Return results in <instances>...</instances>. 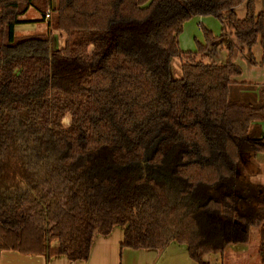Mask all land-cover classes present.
I'll list each match as a JSON object with an SVG mask.
<instances>
[{
    "label": "trees",
    "instance_id": "16d2710c",
    "mask_svg": "<svg viewBox=\"0 0 264 264\" xmlns=\"http://www.w3.org/2000/svg\"><path fill=\"white\" fill-rule=\"evenodd\" d=\"M31 8L47 31L17 37ZM204 17L221 35L181 51L183 25ZM257 41L264 63L254 0H0V255L87 261L94 235L121 227L120 249L177 244L209 264L254 230L264 264V136L252 130L264 89L257 103L229 99L232 56L245 47L255 65ZM223 42L226 62L205 63Z\"/></svg>",
    "mask_w": 264,
    "mask_h": 264
},
{
    "label": "rangeland",
    "instance_id": "374dc122",
    "mask_svg": "<svg viewBox=\"0 0 264 264\" xmlns=\"http://www.w3.org/2000/svg\"><path fill=\"white\" fill-rule=\"evenodd\" d=\"M255 11L264 10V0H254ZM34 10V9H32ZM35 11V10H34ZM36 12V11H35ZM37 13V12H36ZM39 14V13H38ZM236 14L239 19H243L245 16V5L242 4L236 9ZM40 16V15H39ZM185 25V26H184ZM183 25L182 33L179 36V47L183 52H196L198 50V45H204V35L203 30L211 33L213 36H218L221 31V24L214 18L204 17L202 24H196L193 20L186 22ZM222 33V32H221ZM226 35L228 36V42H232L238 46L239 49L242 46L234 39V37L229 35L226 30ZM219 37V36H218ZM59 46V40H57ZM63 43L60 41V44ZM56 46V45H55ZM61 46V45H60ZM244 52L238 51L232 56V63L238 66L242 73L239 77L233 78V84L230 87L229 99L230 100H240L252 103H257L260 99L259 91L264 89V63H261L262 51L257 41L256 44L251 48V55L255 61V65L249 64L247 60L248 50L244 47ZM208 56L204 59L205 63H215L224 64L227 60V45L223 42L221 46H209ZM178 59L175 58L171 62V73L173 78L180 77V66ZM256 86V87H254ZM256 88V90H255ZM69 123V117L63 120V125L67 126ZM261 158V159H260ZM258 160L254 162V165L258 166L261 173L259 176L253 178L256 183L264 184V155H261ZM257 233L253 230L252 240L247 246H233L227 249L224 256V264H240L241 259L237 255L233 256L234 251L238 253V250H247L245 258H243L242 264H259V258L256 252L257 246ZM212 256V255H210ZM210 258V257H208ZM239 261V262H238ZM213 264V262H210Z\"/></svg>",
    "mask_w": 264,
    "mask_h": 264
},
{
    "label": "crops",
    "instance_id": "0c3cea01",
    "mask_svg": "<svg viewBox=\"0 0 264 264\" xmlns=\"http://www.w3.org/2000/svg\"><path fill=\"white\" fill-rule=\"evenodd\" d=\"M56 2L57 0H52L54 7ZM20 20L34 23L16 26L14 33L17 37L43 34L47 31L46 22H42L39 14L32 10V8ZM192 20L200 25V23L202 24L203 18H194ZM221 32L222 25L218 36L221 35ZM53 36L54 46L56 45L55 47L61 48L63 43L60 44V41L64 42L63 35L60 32H53ZM57 40H59V46L58 42H56ZM223 40L228 41V36L226 35ZM177 78L179 77H175V79ZM252 130H254V133L264 136V123L253 124ZM122 238L123 228L121 227H115L107 236H101L96 233L87 261H69L63 256L52 257L47 261L43 256H25L13 251H4L0 255V264H193L184 246L171 244L163 253L155 250L120 249ZM234 253L233 256L236 257L238 255L241 259L240 264H242L247 250L243 249L238 251V253L234 251ZM224 260L219 255L204 258V261L209 264H211L210 262H213V264H222Z\"/></svg>",
    "mask_w": 264,
    "mask_h": 264
},
{
    "label": "built area",
    "instance_id": "2783aa9c",
    "mask_svg": "<svg viewBox=\"0 0 264 264\" xmlns=\"http://www.w3.org/2000/svg\"><path fill=\"white\" fill-rule=\"evenodd\" d=\"M49 16H48V14L46 15V18H48Z\"/></svg>",
    "mask_w": 264,
    "mask_h": 264
}]
</instances>
